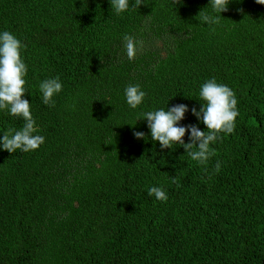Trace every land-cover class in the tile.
Masks as SVG:
<instances>
[{"label": "trees", "instance_id": "obj_1", "mask_svg": "<svg viewBox=\"0 0 264 264\" xmlns=\"http://www.w3.org/2000/svg\"><path fill=\"white\" fill-rule=\"evenodd\" d=\"M134 4L117 15L110 0H0L45 139L30 152L0 145V264H264V5L230 0L219 16L210 0ZM55 77L62 91L45 105L39 85ZM210 79L235 93L239 115L200 165L153 141L143 113L183 104L178 126L207 131L191 109ZM129 85L146 93L136 109ZM23 124L0 110V139Z\"/></svg>", "mask_w": 264, "mask_h": 264}, {"label": "clouds", "instance_id": "obj_2", "mask_svg": "<svg viewBox=\"0 0 264 264\" xmlns=\"http://www.w3.org/2000/svg\"><path fill=\"white\" fill-rule=\"evenodd\" d=\"M180 3V0H177ZM230 0H210L213 12L220 14L228 11ZM257 4L264 5V0H256ZM112 11L117 15L129 9V0H110ZM143 0H135L133 7L139 8ZM242 11V10H241ZM219 16L210 17L200 12L199 18L203 22H219ZM124 48L129 61H134L137 56V41L133 36L123 37ZM24 45L11 32H0V110H7L12 116L22 118L24 124L19 130H9L0 139L2 149L15 153L35 151L44 144L42 135L35 134L37 128L31 114L30 103L23 97L26 94V79L28 68L22 58ZM63 85L59 77L49 78L39 85L45 105H54V96L62 91ZM146 93L139 85H129L125 89L127 104L136 109L142 104ZM199 98L203 107L197 111L192 108V114L202 121L207 131H201L195 125L187 127L178 126L189 111L186 105L180 104L167 110L159 109L143 113V119L148 122L153 141L159 142L162 149L173 148V145H181L186 150V155L192 161L200 165H206L209 159L215 155L211 147L223 135L231 134L235 128V120L239 115L237 111V99L235 93L226 85L210 79L201 85ZM190 132V142L185 143L184 137ZM137 139H143L144 133L134 132ZM220 163L216 164V172L220 171ZM176 183V178H173ZM149 196L160 201H167L166 192L159 187L147 189Z\"/></svg>", "mask_w": 264, "mask_h": 264}]
</instances>
